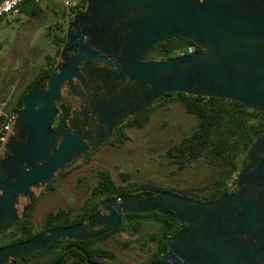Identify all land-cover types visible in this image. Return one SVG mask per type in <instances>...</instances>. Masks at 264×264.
Returning a JSON list of instances; mask_svg holds the SVG:
<instances>
[{
    "label": "water",
    "instance_id": "obj_1",
    "mask_svg": "<svg viewBox=\"0 0 264 264\" xmlns=\"http://www.w3.org/2000/svg\"><path fill=\"white\" fill-rule=\"evenodd\" d=\"M77 20L79 51L24 97L11 128L10 140L18 142L7 141L8 134L1 147L0 235L26 213L36 192L62 168L102 143L123 118L163 94L183 91L227 98L264 112V0H86ZM67 37H71L69 31ZM175 37L191 40L200 50L164 61H142L153 45ZM85 58L102 60L113 69L116 80L127 77L133 83L126 95L115 92L104 97L94 105L93 113L86 114V118L96 114L102 123L99 128L82 130V124L70 132L63 122L53 131L51 121L61 85L73 77L88 76L77 68ZM235 187L211 202L162 189L120 194L103 200L82 222L0 246V264H16L17 259L54 240L97 238L114 230L122 214L147 211L186 224L153 264H263L264 134L250 147ZM70 247L85 255L87 264H104L90 261L74 244L53 264H59Z\"/></svg>",
    "mask_w": 264,
    "mask_h": 264
},
{
    "label": "trees",
    "instance_id": "obj_2",
    "mask_svg": "<svg viewBox=\"0 0 264 264\" xmlns=\"http://www.w3.org/2000/svg\"><path fill=\"white\" fill-rule=\"evenodd\" d=\"M28 3L31 4V7L27 8V14L37 16L41 9L31 0L22 3L20 12L25 9ZM85 4L86 0H73L72 6L68 9V14L80 13ZM60 13L61 15L66 14L63 7ZM60 40L59 37L53 39V44L56 46L55 54H59ZM190 45L195 46L192 53L200 50L189 39L183 37L170 38L153 45L145 52V56L161 61L169 60L183 54L186 47ZM52 64V57L50 55L45 56L44 65L39 67L31 82L18 92L12 104L5 111H18L22 106L24 97L31 92L34 85L52 71ZM161 99L165 103H179L186 114L195 118L191 132L171 145L166 150V155L179 169L185 168L200 158H206L213 166L214 171L210 175L208 183L201 188L189 186L173 188V190L168 191L204 202H211L235 191L236 178L247 163V153L250 147L264 134V112L252 109L232 99L195 96L183 91L163 94L156 101ZM151 111L152 105H149L117 124L111 133L114 142L119 144L125 138L127 129H138L145 126L150 119ZM2 120L0 115V125ZM87 154L88 152L83 155ZM58 175H62V172ZM51 182L44 189L49 190ZM154 189L160 188L148 181L139 183L116 182L107 171H98L96 183L90 188L88 197L80 206L74 209L58 208L49 211L42 217L38 227H35L32 221L33 206H31L23 216L0 235V246L27 240L43 230L77 224L90 216L105 199L120 194H142ZM184 225L185 223L157 211L125 213L121 216L120 224L112 231L87 240H54L45 248L17 259L16 264H53L61 256L64 249L71 244L85 251L89 260L94 263L113 264L117 261V257L104 243L113 237L118 240L115 235L119 232L136 236L134 240L139 243L140 249L145 253L142 260L132 264H153L166 253L168 241ZM66 263L87 264L85 255L73 247L66 251L59 264Z\"/></svg>",
    "mask_w": 264,
    "mask_h": 264
},
{
    "label": "rangeland",
    "instance_id": "obj_3",
    "mask_svg": "<svg viewBox=\"0 0 264 264\" xmlns=\"http://www.w3.org/2000/svg\"><path fill=\"white\" fill-rule=\"evenodd\" d=\"M33 3L41 9L37 16L27 14V8L31 7L28 3L18 15L0 19V114L31 82L39 67L44 65L45 56L50 55L53 62L59 58L53 44L58 34L53 23L62 10V0ZM151 105L150 119L145 126L127 129L119 144L110 135L102 144L90 148L87 155L62 168L50 181L49 190L44 189L48 182L36 192L31 204L35 227L49 211L80 206L96 183L98 171H107L116 182L148 181L162 190L201 188L208 183L214 172L208 159L200 158L179 169L166 155L171 145L191 132L195 118L186 114L176 102L165 103L161 99ZM2 151L0 148V154ZM60 172L62 175L59 176ZM115 236L119 241L113 237L104 243L117 257L113 264H132L144 258V251L134 240L136 236L125 232Z\"/></svg>",
    "mask_w": 264,
    "mask_h": 264
},
{
    "label": "flooded vegetation",
    "instance_id": "obj_4",
    "mask_svg": "<svg viewBox=\"0 0 264 264\" xmlns=\"http://www.w3.org/2000/svg\"><path fill=\"white\" fill-rule=\"evenodd\" d=\"M84 8L85 7L80 10V13ZM80 13H72L68 15H61L60 13V15H57V17L54 19L53 27L58 33L56 37H59L61 40L59 42V58L57 60H54L52 64V71H56L57 67L65 60V58L73 57L79 51V48L76 46L77 37L75 38V34L78 32L81 33V30L80 28L78 30H75V27H77L78 24V20L76 21V18ZM72 23L73 25H71ZM68 31L70 32V36L73 37V39H71V37H67ZM64 48H68V50H65V54L62 55L61 51ZM153 60L160 61V59L145 56V53L142 56V61ZM77 68L79 72L83 71L88 76H84L82 80L73 77L70 82L65 81L61 85L60 101L56 104V113L51 121V129L53 131L58 129L63 122L66 123V127L70 128V132L74 130V126L78 129L82 124V130H95L99 128L102 123L96 117V114L94 113L87 118L86 114L89 112L93 113L94 105L104 97L109 98L115 92H117L119 96L126 95L127 88H129V86L133 83L129 82L127 77H125L123 80H116L114 78L113 69L100 59L85 58L77 64ZM99 76L102 79L98 80L97 77ZM46 77L42 78L38 82H42ZM68 119L71 120L72 125H70ZM121 121H119L117 124H119ZM114 127L112 128L111 133L113 132ZM12 137L13 132L10 131L7 141H11L10 139ZM59 141L60 138H58V142ZM11 142L17 143L18 140L14 138ZM83 154L76 157L75 159L81 157ZM99 208L100 206L97 207L96 210H98ZM101 213L106 214L107 211L101 210ZM185 226L186 224L182 228H184Z\"/></svg>",
    "mask_w": 264,
    "mask_h": 264
},
{
    "label": "built area",
    "instance_id": "obj_5",
    "mask_svg": "<svg viewBox=\"0 0 264 264\" xmlns=\"http://www.w3.org/2000/svg\"><path fill=\"white\" fill-rule=\"evenodd\" d=\"M26 0H1L0 1V19L10 16H16L20 13V6ZM33 2H37L38 0H31ZM73 4V0H62V7L68 15V9ZM195 46L190 45L187 46L183 54H192ZM17 111L9 110L0 114L3 118L2 123L0 125V148L4 144L7 139L9 132L11 131L12 125L14 123Z\"/></svg>",
    "mask_w": 264,
    "mask_h": 264
}]
</instances>
